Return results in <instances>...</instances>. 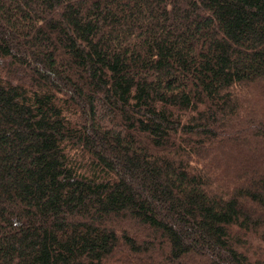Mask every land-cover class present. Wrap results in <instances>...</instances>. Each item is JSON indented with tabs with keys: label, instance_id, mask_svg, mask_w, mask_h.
Wrapping results in <instances>:
<instances>
[{
	"label": "trees",
	"instance_id": "16d2710c",
	"mask_svg": "<svg viewBox=\"0 0 264 264\" xmlns=\"http://www.w3.org/2000/svg\"><path fill=\"white\" fill-rule=\"evenodd\" d=\"M254 95L264 0H0V264H264Z\"/></svg>",
	"mask_w": 264,
	"mask_h": 264
},
{
	"label": "rangeland",
	"instance_id": "374dc122",
	"mask_svg": "<svg viewBox=\"0 0 264 264\" xmlns=\"http://www.w3.org/2000/svg\"><path fill=\"white\" fill-rule=\"evenodd\" d=\"M255 98V99H254ZM254 98H250V100H249V102H250V104H251V106H254L253 108H254V110H255V112L256 113H261V112H263L264 111V106L263 105H261V102H260V100H259V98L257 97V96H255L254 95ZM239 129H242V128H239ZM235 136V135H234ZM242 138V137H241ZM243 139V138H242ZM244 148V149H243ZM245 148H247V145H246V147H237V148H232L231 147V149H228V144H223V146H220V149H219V152H215L213 155H218L219 153L222 155V156H224L223 154H227V156H229V157H236V156H238V154H239V152L241 151V150H243V152L242 153H244V152H246L247 153V151H246V149ZM248 148H249V146H248ZM226 149H228L229 151L227 152V153H224L225 151H226ZM236 150H237V152H236ZM221 157V156H220ZM219 167H221L220 165L219 166H217V168H219ZM261 248H264V247H261ZM258 250V249H257ZM259 251V253H260V250H258ZM261 254V253H260Z\"/></svg>",
	"mask_w": 264,
	"mask_h": 264
}]
</instances>
